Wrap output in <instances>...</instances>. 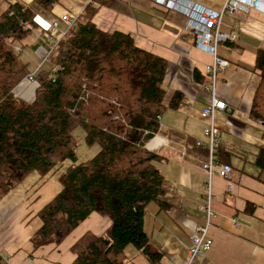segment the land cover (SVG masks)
Instances as JSON below:
<instances>
[{
    "label": "crops",
    "instance_id": "obj_1",
    "mask_svg": "<svg viewBox=\"0 0 264 264\" xmlns=\"http://www.w3.org/2000/svg\"><path fill=\"white\" fill-rule=\"evenodd\" d=\"M188 1L215 9L225 0ZM89 2L53 0L44 7L36 0H0V12L8 3H18L32 14L36 28L23 39L24 48L17 45L28 63L35 64L31 73L46 63L43 55L49 46L45 36L48 22L64 13L78 17ZM91 21L103 32L129 34L136 47L166 64L160 82L164 109L157 131L144 141V147L160 157L154 165L163 181V193L145 205L142 217V231L151 248L161 253L157 264H264V173L252 163L257 148H264V124L253 121L248 113L259 81L255 56L264 50V13L249 8L221 17L220 32L235 37L215 48L216 57L225 59L227 65L217 73L213 84L214 97L224 102L223 109L214 111V117L222 150L219 158L231 166L232 190L225 191L226 180L217 175L212 178L208 226L212 243L205 254L190 262L186 255L188 236L205 218L199 208L205 152L194 141H205L199 111L211 94L202 84L204 68L213 56L194 47L183 14L151 0H114L110 6H99ZM33 91L34 83L23 79L12 94L28 101ZM175 92L179 101L171 108L168 103ZM59 189L54 177L40 178L32 171L0 198L1 260L7 264H46L45 260L67 264L72 259L68 247L75 238L87 230L95 235L106 230L109 218L91 212L55 249L44 246L31 252L29 237L41 224L36 213ZM123 252L126 264H135L133 258L137 264H150L130 245Z\"/></svg>",
    "mask_w": 264,
    "mask_h": 264
},
{
    "label": "trees",
    "instance_id": "obj_2",
    "mask_svg": "<svg viewBox=\"0 0 264 264\" xmlns=\"http://www.w3.org/2000/svg\"><path fill=\"white\" fill-rule=\"evenodd\" d=\"M52 1L36 0L44 7ZM113 1L85 5L47 56L48 67L44 63L34 74L28 101L12 94L29 73L13 46L21 45L36 24L18 3L0 12V198L32 171L59 184L36 213L41 224L29 237L31 252L55 249L91 212L110 221L101 235L87 230L75 238L67 264H126L127 245L150 264L161 258L142 231V217L145 205L163 193L154 165L160 157L144 141L157 131L164 109L160 82L166 64L136 47L129 34L95 27L91 18L97 8ZM254 68L259 81L248 113L264 124V50L257 51ZM178 101L175 92L168 106ZM76 127L87 146L97 147L82 161L74 153ZM252 163L264 173V148H257ZM0 264L7 263L0 259Z\"/></svg>",
    "mask_w": 264,
    "mask_h": 264
},
{
    "label": "built area",
    "instance_id": "obj_3",
    "mask_svg": "<svg viewBox=\"0 0 264 264\" xmlns=\"http://www.w3.org/2000/svg\"><path fill=\"white\" fill-rule=\"evenodd\" d=\"M151 1L165 9L175 10L183 14L185 27L186 29L188 28L194 39V47L213 56L212 62L204 68L205 81L202 84V88L209 89L211 94L207 103L199 111V117L204 121L203 135L205 141L199 139L194 141V145L205 152L204 161L201 164L204 179L202 184V202L199 206L200 210L204 212L205 218L204 222L196 225L188 236L186 255L188 262H190L195 257L205 254L212 243L208 235L213 201L212 178L217 175L226 180L225 191L230 192L232 190V183L230 182L231 166L219 160L220 135L214 117V111L223 109L224 102L214 97L213 84L217 73L227 65L225 59L216 57L215 48L220 42L232 40L235 37L233 34L228 35L220 32L221 17L225 13L245 12L249 8L264 13V3L263 0H225L217 8L211 9L188 0ZM76 17L64 13L48 22L45 36H47L49 46L45 50L43 59L47 58L60 38L75 22ZM60 24H63V26H60ZM24 27L28 30L31 29V26L27 23L24 24ZM13 50L18 51L19 46L14 45ZM33 76L34 73H28L25 76L26 81L32 82Z\"/></svg>",
    "mask_w": 264,
    "mask_h": 264
},
{
    "label": "rangeland",
    "instance_id": "obj_4",
    "mask_svg": "<svg viewBox=\"0 0 264 264\" xmlns=\"http://www.w3.org/2000/svg\"><path fill=\"white\" fill-rule=\"evenodd\" d=\"M22 53L20 54L22 60H24L26 63H28V60L26 59L25 53H23V54ZM34 66H35V64H33L31 62H29L27 64V68L29 70V73L32 72V68H34ZM43 67H48L47 63H45L43 65ZM14 95L17 96L18 94H14ZM72 133H73V135H74V137L76 139V144H75V147H74V153L76 155V161H82L84 159H87V158H89L90 156H92L96 152L97 147L95 145L87 146L83 142V139H82V131H81V129L79 127H76L73 130ZM67 165H68V162L67 161L64 162L63 163V167H62L61 170H63ZM35 219H37V218L35 217ZM133 259H134L135 264H137V259L136 258H133Z\"/></svg>",
    "mask_w": 264,
    "mask_h": 264
},
{
    "label": "snow or ice",
    "instance_id": "obj_5",
    "mask_svg": "<svg viewBox=\"0 0 264 264\" xmlns=\"http://www.w3.org/2000/svg\"><path fill=\"white\" fill-rule=\"evenodd\" d=\"M38 19V18H37Z\"/></svg>",
    "mask_w": 264,
    "mask_h": 264
}]
</instances>
